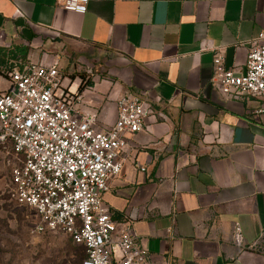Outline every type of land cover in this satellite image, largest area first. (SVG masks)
<instances>
[{
	"label": "crops",
	"instance_id": "crops-1",
	"mask_svg": "<svg viewBox=\"0 0 264 264\" xmlns=\"http://www.w3.org/2000/svg\"><path fill=\"white\" fill-rule=\"evenodd\" d=\"M262 30L264 0H90L85 13L58 0H0V48L57 62L74 90L90 82L76 109L95 113L99 129L115 123L120 96L143 97L146 128L126 136L104 200L154 264H264L261 100L223 94L214 81L216 52L244 71ZM60 47L95 67L92 78L65 74L60 54L50 58Z\"/></svg>",
	"mask_w": 264,
	"mask_h": 264
},
{
	"label": "built area",
	"instance_id": "built-area-1",
	"mask_svg": "<svg viewBox=\"0 0 264 264\" xmlns=\"http://www.w3.org/2000/svg\"><path fill=\"white\" fill-rule=\"evenodd\" d=\"M66 10L85 13L90 0H58ZM214 56V81L226 95L261 100L264 114V30L249 49L245 70L227 68ZM9 87L0 91V143L9 141L17 161L10 198L34 210L33 232H62L85 248L82 264H154L130 226L119 228L104 195L121 174L126 136L143 131L149 111L143 97L128 93L117 100V119L98 128L93 112L80 115V99L57 62H29L8 71ZM142 171L145 168H141ZM236 224L234 241L243 245Z\"/></svg>",
	"mask_w": 264,
	"mask_h": 264
},
{
	"label": "rangeland",
	"instance_id": "rangeland-1",
	"mask_svg": "<svg viewBox=\"0 0 264 264\" xmlns=\"http://www.w3.org/2000/svg\"><path fill=\"white\" fill-rule=\"evenodd\" d=\"M52 49L50 58L60 54L62 71L71 78L79 75L87 79L95 74L79 56L67 55L66 47ZM31 62L28 57L20 56L18 61L6 63L4 68L22 67ZM4 82L8 79L5 78ZM69 82V80H68ZM9 83V81H8ZM17 156L13 144L0 143V264H82L85 248L73 242L62 232L36 234L32 230L39 220L37 213L27 207L19 206L9 196L12 169ZM264 246V235L260 239Z\"/></svg>",
	"mask_w": 264,
	"mask_h": 264
},
{
	"label": "trees",
	"instance_id": "trees-1",
	"mask_svg": "<svg viewBox=\"0 0 264 264\" xmlns=\"http://www.w3.org/2000/svg\"><path fill=\"white\" fill-rule=\"evenodd\" d=\"M28 48L24 46L14 45L10 48L2 47L0 48V75H3L4 77H8V71L11 69L9 68L6 70L4 68V65L10 61H15L20 56L26 57L28 54ZM90 84V82H85L82 80V83L80 84L78 91L81 93L85 87ZM86 254L83 256V260L85 259Z\"/></svg>",
	"mask_w": 264,
	"mask_h": 264
}]
</instances>
